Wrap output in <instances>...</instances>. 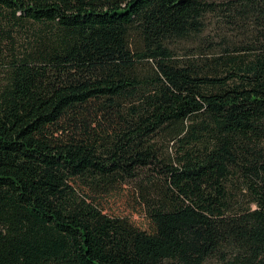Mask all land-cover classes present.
<instances>
[{"label": "trees", "instance_id": "obj_1", "mask_svg": "<svg viewBox=\"0 0 264 264\" xmlns=\"http://www.w3.org/2000/svg\"><path fill=\"white\" fill-rule=\"evenodd\" d=\"M210 263L264 264V0H0V264Z\"/></svg>", "mask_w": 264, "mask_h": 264}, {"label": "rangeland", "instance_id": "obj_2", "mask_svg": "<svg viewBox=\"0 0 264 264\" xmlns=\"http://www.w3.org/2000/svg\"><path fill=\"white\" fill-rule=\"evenodd\" d=\"M133 188L131 185H125L120 191L104 196L101 200L102 207L109 214L128 216L136 224L146 228L148 220L143 214V208L139 205Z\"/></svg>", "mask_w": 264, "mask_h": 264}]
</instances>
